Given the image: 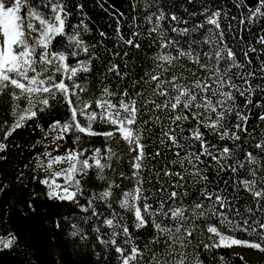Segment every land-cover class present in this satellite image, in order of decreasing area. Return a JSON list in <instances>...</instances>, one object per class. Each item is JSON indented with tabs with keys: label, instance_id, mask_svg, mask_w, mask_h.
<instances>
[{
	"label": "snow or ice",
	"instance_id": "6c2138e0",
	"mask_svg": "<svg viewBox=\"0 0 264 264\" xmlns=\"http://www.w3.org/2000/svg\"><path fill=\"white\" fill-rule=\"evenodd\" d=\"M95 3L119 12L112 47L85 39L82 2L0 0V152L63 109L35 125L34 147L50 145L28 179L75 206L70 236L96 264L264 253V0H138L123 23L114 0ZM16 243L0 236V251Z\"/></svg>",
	"mask_w": 264,
	"mask_h": 264
},
{
	"label": "trees",
	"instance_id": "16d2710c",
	"mask_svg": "<svg viewBox=\"0 0 264 264\" xmlns=\"http://www.w3.org/2000/svg\"><path fill=\"white\" fill-rule=\"evenodd\" d=\"M75 2L84 3L85 11L91 18L92 35L85 39L98 41L101 39L99 32L104 31L110 37L105 43L109 47L114 46L119 12L110 9L107 3L102 10L95 0ZM136 2L138 0H124L126 16L121 18V23L135 14L133 4ZM228 3L229 0H216L217 6ZM176 10L180 11L179 8ZM232 11L236 13L235 8ZM80 18L79 15L74 16L73 22ZM124 30L127 36V28ZM119 50L123 51V48ZM96 63L99 65L100 62ZM5 112L6 109L0 106V119L5 118ZM53 119H64L63 109L58 108L51 114H45L42 120L30 121L31 126L17 130L7 141H3L8 144V148L0 152V188H3L0 192V236L7 237L12 233L17 237V243L10 249L0 251V264H96L95 249L91 242L75 240L70 236L71 223L77 216L75 206L48 200L45 187L38 184L36 179H28L35 172L36 154L45 151L46 145L44 141L34 147L35 141L44 136L35 125L39 123L47 129ZM25 133H30L33 139L25 138ZM92 143L100 147L103 140L95 137ZM68 144L71 145V139ZM22 172L25 177L23 182L17 179ZM57 222L60 223L59 228L56 227ZM240 238L247 239L243 234ZM242 252L253 253L257 259L253 262L241 259ZM221 255L225 257L224 264H264V253L239 246L217 250L215 257L212 252L207 253L206 264H221Z\"/></svg>",
	"mask_w": 264,
	"mask_h": 264
},
{
	"label": "rangeland",
	"instance_id": "374dc122",
	"mask_svg": "<svg viewBox=\"0 0 264 264\" xmlns=\"http://www.w3.org/2000/svg\"><path fill=\"white\" fill-rule=\"evenodd\" d=\"M24 137H25V138H29V139H33V136H32L30 133H25V134H24ZM45 143H46V145H50V141H45ZM52 147H54V145L50 146V147L48 148V150H52ZM61 151H63V150H61ZM53 154L55 155L56 153L53 152ZM240 254L243 256V258H244L245 260L250 261V262H253V261H255V260L257 259V256L254 255L253 253L242 252V253H240Z\"/></svg>",
	"mask_w": 264,
	"mask_h": 264
},
{
	"label": "water",
	"instance_id": "95a60500",
	"mask_svg": "<svg viewBox=\"0 0 264 264\" xmlns=\"http://www.w3.org/2000/svg\"><path fill=\"white\" fill-rule=\"evenodd\" d=\"M114 3L120 6V9L124 12V0H114Z\"/></svg>",
	"mask_w": 264,
	"mask_h": 264
}]
</instances>
